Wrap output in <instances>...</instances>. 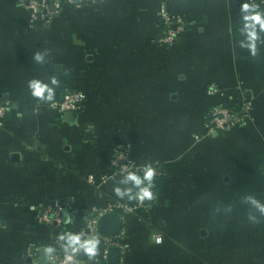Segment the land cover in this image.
<instances>
[{"label":"crops","instance_id":"0c3cea01","mask_svg":"<svg viewBox=\"0 0 264 264\" xmlns=\"http://www.w3.org/2000/svg\"><path fill=\"white\" fill-rule=\"evenodd\" d=\"M239 3L97 0L63 5L45 25L21 0H0V102L13 105L0 130V264H50L41 245L120 201L102 178L121 146L137 165L156 162L163 178L148 207L119 213L123 227L111 238L121 255L111 262L264 264V217L249 222L241 202L245 194L264 200V45L255 58L234 53L227 29L239 23ZM163 4L187 23L173 48L155 43ZM38 49L48 53L43 66L33 59ZM53 74L57 97L83 92L78 114L37 106L28 94L29 79ZM213 84L219 92L207 95ZM224 101L251 110L232 129L208 133L205 111ZM62 200L74 209L72 225L65 209L57 232L36 221ZM100 237L90 264H109Z\"/></svg>","mask_w":264,"mask_h":264},{"label":"clouds","instance_id":"9594fccd","mask_svg":"<svg viewBox=\"0 0 264 264\" xmlns=\"http://www.w3.org/2000/svg\"><path fill=\"white\" fill-rule=\"evenodd\" d=\"M55 3V0H53ZM71 3V0H68ZM47 7V5H45ZM56 7L62 11L60 3ZM76 7H81L76 4ZM239 23L228 26V34L233 42V51L236 49L244 50L252 58L257 56L258 46L264 45V8L261 7L260 0H240L239 3ZM161 14L167 18V12L161 7ZM59 15V12L54 13ZM33 59L38 65L48 63V53L46 50H36L33 52ZM61 87V80L58 75H48L43 78L33 77L27 81L28 94L36 101V105L47 104L50 108L57 106V89ZM218 91L215 85L209 86V94ZM81 97L83 93H80ZM12 104L8 103L6 108H0V113L9 111ZM18 106V105H17ZM38 107L32 109L33 113L38 112ZM222 111V110H221ZM212 130L210 129V133ZM123 154H121V157ZM156 162L137 165L130 163L114 171L111 175L102 178V183L113 182L112 192L120 201L135 202V206L144 205L148 207L152 201L158 197ZM89 182L95 180L94 176H89ZM148 202V203H145ZM241 202L250 206L247 219L251 223H259L264 217V200L254 194H245L241 197ZM35 207V206H33ZM132 208L129 207V211ZM231 210V207L229 208ZM45 222L49 218L44 217ZM67 224L74 223L71 217L66 221ZM152 239L155 243H162L163 237L154 234ZM101 237L94 232L87 231L86 228L79 230L65 229L52 242L41 245L42 251L53 262V264H90L98 257L101 250ZM62 253V257H61Z\"/></svg>","mask_w":264,"mask_h":264},{"label":"built area","instance_id":"2783aa9c","mask_svg":"<svg viewBox=\"0 0 264 264\" xmlns=\"http://www.w3.org/2000/svg\"><path fill=\"white\" fill-rule=\"evenodd\" d=\"M21 2L22 6L28 11L29 18L31 20L39 19L45 25H47L51 22L54 13H57L60 10L56 7V3H60L61 6L69 5L73 7H76V4H80L81 7H84L86 5L95 4L97 0H71V3H68V0H55V3L53 0H21ZM260 2H264V0H260ZM45 5H47V7H45ZM161 7L165 8L167 12V18L161 14ZM159 27V32L155 38V43L160 46L172 48L175 46V43L179 37L185 32L187 23L182 17L170 14L167 10V6L163 4L159 9ZM218 92L219 90L209 94V87L206 90L207 95H215ZM80 93L83 92L80 90H66L62 95L57 97V106L55 108H49L58 112L59 114H64L66 112L78 114L83 107L85 99L84 94L81 97ZM8 103L9 102H0V108H6ZM250 110V102L233 104L231 101H224L221 104L211 105L207 108L204 114V127L208 133H210V129L212 132L228 131L244 121V114H241L242 112L246 114ZM9 111L0 113V130L5 126L6 117L8 116ZM121 154H123L122 157ZM130 163L136 164V161L128 147H118L113 151L110 157L112 173ZM159 177L160 171L158 170L157 179ZM151 203H153V201ZM129 207L132 208L131 211H129ZM138 207L140 208L145 206L140 205ZM138 207L135 206V202L134 205H132L124 201H115L111 203L108 208L94 211V216L86 221L83 228H86L87 231L94 232L96 235H98L96 222L99 216L111 212H116L118 214L120 213L122 216L124 214L133 212ZM63 209H67L71 212L74 210L68 201H54L51 205H46L41 213L36 216V221L49 226L51 229L57 232L62 226L61 211ZM44 217L49 218L48 222H45ZM103 242L106 244V246L118 245L117 242H115L113 238L110 237H103ZM50 264H53L51 260ZM57 264H59V261H57Z\"/></svg>","mask_w":264,"mask_h":264},{"label":"water","instance_id":"95a60500","mask_svg":"<svg viewBox=\"0 0 264 264\" xmlns=\"http://www.w3.org/2000/svg\"><path fill=\"white\" fill-rule=\"evenodd\" d=\"M65 116L72 117L73 113L66 112ZM63 216L65 218H68L69 211L65 209L63 212ZM96 227H97V233L99 236L111 238L119 234V232L121 231L123 227V222L121 220V216L118 213H115V212L105 213L97 218ZM105 253L107 254V259H106L107 263L109 264L119 263L118 259H116L114 262H111L109 259L114 254H118V256L120 257L121 249L119 247L108 246L106 248ZM99 264H102V262H99Z\"/></svg>","mask_w":264,"mask_h":264},{"label":"trees","instance_id":"16d2710c","mask_svg":"<svg viewBox=\"0 0 264 264\" xmlns=\"http://www.w3.org/2000/svg\"><path fill=\"white\" fill-rule=\"evenodd\" d=\"M182 36V35H181ZM180 36V37H181ZM179 37V38H180ZM178 41V40H177ZM177 43V42H176ZM176 43H175V45H176ZM173 48V47H172ZM69 90H77V89H69ZM157 168H158V170L160 171L161 169L159 168V166H156ZM162 178H163V174H162V170L160 171V177L157 179V185H156V189H157V186H158V183L162 180ZM62 201H64V200H62Z\"/></svg>","mask_w":264,"mask_h":264}]
</instances>
